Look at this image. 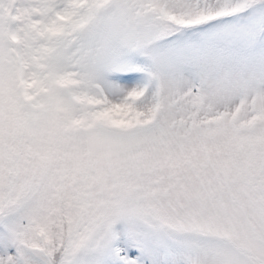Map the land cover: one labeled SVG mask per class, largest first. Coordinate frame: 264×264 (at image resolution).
I'll use <instances>...</instances> for the list:
<instances>
[{
    "label": "snow or ice",
    "instance_id": "snow-or-ice-1",
    "mask_svg": "<svg viewBox=\"0 0 264 264\" xmlns=\"http://www.w3.org/2000/svg\"><path fill=\"white\" fill-rule=\"evenodd\" d=\"M0 264H264V0H0Z\"/></svg>",
    "mask_w": 264,
    "mask_h": 264
}]
</instances>
